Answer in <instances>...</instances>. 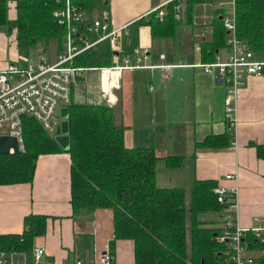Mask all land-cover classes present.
Returning <instances> with one entry per match:
<instances>
[{"label":"crops","instance_id":"obj_1","mask_svg":"<svg viewBox=\"0 0 264 264\" xmlns=\"http://www.w3.org/2000/svg\"><path fill=\"white\" fill-rule=\"evenodd\" d=\"M214 1L195 5L191 19L183 2L169 36L160 31L153 34L151 28L156 22L151 14L163 0H92V11L86 13L89 20L99 14L110 18L115 27L129 23L123 52L134 64L140 55L141 67L111 72L108 87L109 74L103 80L98 68L89 67L74 77L71 103L112 106L115 121L124 125L125 143L155 149L157 186L189 190L195 180L214 179L217 186L237 187L236 219L249 226L254 217L264 218V160L255 148L264 144V73L249 76L241 87L233 147L225 120L226 86L216 74L197 66L211 61L203 58L202 47L212 38ZM169 5L173 13L168 4L164 16ZM227 37L228 32L226 45L215 54L225 56ZM257 57L264 58V53ZM5 58L0 54V69L17 59ZM208 136L221 139L222 145L201 147L199 143ZM167 156L181 157L182 164L168 167ZM70 163L64 151L44 154L36 162L32 182L0 185V234L22 233L27 215L47 217L46 231L32 242L33 247L45 249L39 264H65L76 257L95 261L113 236L110 209L83 214L82 220L80 214H73ZM227 173L236 179H227ZM113 257L117 264H134L132 241L117 239ZM27 259V255L17 256L12 263L28 264Z\"/></svg>","mask_w":264,"mask_h":264},{"label":"trees","instance_id":"obj_2","mask_svg":"<svg viewBox=\"0 0 264 264\" xmlns=\"http://www.w3.org/2000/svg\"><path fill=\"white\" fill-rule=\"evenodd\" d=\"M64 1L0 0V30L14 28L15 46L22 54L34 50L47 56L52 49L56 54L65 34L56 10ZM71 1L84 7L86 13L92 11V0ZM206 1L186 0L188 18H192L196 3ZM227 9L216 6L212 11V38L202 47L206 61L226 45L227 30L219 16ZM151 15L156 19L151 23L153 34H173L176 20L170 5L162 19L156 13ZM235 19L237 37L255 55L264 53V0H235ZM92 35L88 40L96 39ZM113 53L109 41L103 40L76 56L74 65L110 66ZM114 115V108L108 104L70 103L67 151L35 119L23 117L24 149L0 155V185L32 182L41 155L64 151L71 161L73 214H88L100 208L112 212L113 236L108 245L112 256L115 241L128 239L133 243L134 264H225L224 245L216 238L218 228L200 218L203 213L221 212L225 207L217 201L216 180H195L189 190L157 186L155 149L128 146L124 125L117 123ZM199 145H222V140L208 136ZM255 148L264 160V144H256ZM164 160L168 167L182 164L179 156ZM46 219L44 215H27L22 233L0 234V251L27 255L28 264H32L33 238L46 231ZM247 239L249 249L264 252V244L251 235ZM257 262L264 264V253Z\"/></svg>","mask_w":264,"mask_h":264},{"label":"built area","instance_id":"obj_3","mask_svg":"<svg viewBox=\"0 0 264 264\" xmlns=\"http://www.w3.org/2000/svg\"><path fill=\"white\" fill-rule=\"evenodd\" d=\"M184 0H163L160 8L154 10L162 19L163 7L172 4L174 18L179 19ZM227 10L220 15L222 24L228 32L225 56L216 54L209 62L198 63L205 73H214L226 86L224 98L225 120L228 125L231 144L236 147L235 133L237 127L236 102L244 81L249 76H261L264 73V60L257 59L254 52L236 35L235 1L229 0L216 4ZM56 18L65 28L62 46L54 59L38 55L36 60L17 58L0 69V135H9L17 139L20 150L24 149L23 117L35 119L49 133H59V107L71 103V90L74 77L81 75L87 67L75 66L76 56L87 51L97 43L108 40L113 50L112 64L98 68L102 79L105 73L107 87L111 85V72L141 67V56L137 63H130L124 54L123 42L129 34V23L115 27L106 15L88 19L85 10L71 0H65L56 10ZM86 29L87 31H85ZM87 32L96 35L95 40H88ZM139 54V50L135 49ZM116 53V54H115ZM107 102H110L107 98ZM227 179L234 175L227 174ZM237 187H215L217 201L225 203L218 212L220 221L216 238L224 245L225 264H258L257 259L264 252L248 248V235L264 244V218L254 217L252 224L243 227L236 219ZM45 249L40 246L32 248V259L39 264ZM17 253L0 252V264H13ZM65 264H117L106 248L97 260L88 262L80 257L66 261Z\"/></svg>","mask_w":264,"mask_h":264},{"label":"rangeland","instance_id":"obj_4","mask_svg":"<svg viewBox=\"0 0 264 264\" xmlns=\"http://www.w3.org/2000/svg\"><path fill=\"white\" fill-rule=\"evenodd\" d=\"M104 1V0H103ZM106 1V0H105ZM108 1V0H107ZM186 0H184V2H185ZM221 1H223L224 2V4H227L228 3V1L229 0H215L214 2H213V5L216 7L217 5V3H219V2H221ZM235 1V0H234ZM206 2H208V1H206ZM209 2H210V4H212V2H211V0H209ZM202 3H205V2H198V3H196V5L197 4H202ZM208 4V3H207ZM206 6H208V5H206ZM229 6H227V8H228ZM83 10H86V9H84V7L82 8ZM13 12V11H12ZM222 14V13H221ZM220 14V15H221ZM101 16H104V15H99V14H95L94 16H90L91 17V19H94V17H101ZM13 30H14V28H12L11 27V29H6V27H4V28H2L1 30H0V38L1 37H3V40H2V42L0 43V44H2V45H0V54H2V55H5V60L7 61H10L11 59V57H15V58H19L20 57V59H29V60H36L37 59V57H38V53L36 52V54H35V51L34 50H31L30 51V53L27 55V54H22V53H20L19 51H18V49H17V47L15 46V42H14V33H13ZM93 33L92 32H89L88 33V36H89V38H92V35ZM52 52L49 54L50 56H51V58L52 57H54L55 56V51L52 49L51 50ZM254 55H255V53H254ZM256 57H257V55H255ZM14 58V59H15ZM54 59V58H53ZM257 59H258V57H257ZM261 59H264V58H261ZM16 60V59H15ZM105 67H109V66H105ZM87 68H89V67H87ZM95 68H100V67H95ZM63 108H68V106H61V107H59V109H58V111H59V117H60V111H61V109H63ZM60 121H61V117H60V119H59V125H60ZM54 135H58V133H54ZM231 141H232V139L230 138V145L231 146H233L232 144H231ZM259 158V157H258ZM261 159V158H260ZM227 174H229L230 175V173H227ZM226 174V175H227ZM235 179H236V177H235ZM237 206H238V201H237ZM80 214V220H82V218L84 217V216H82L83 214H82V212L81 213H79ZM79 214H77V215H79ZM89 214V213H88ZM86 215H87V213H86ZM85 215V216H86ZM219 213L218 212H207V213H203V214H201V216H200V218L202 219V220H207L208 222H207V225L209 224L210 226L211 225H213V224H216L217 226H218V224H219V221H220V218H219ZM85 218V217H84ZM83 218V219H84ZM81 223V225H85L86 223V221H80ZM83 223H85V224H83ZM242 226V225H241ZM243 227H246V226H243ZM82 228H83V226H82ZM88 240H90V238L88 239ZM0 252H4V251H0ZM13 253H15V252H13ZM18 255H19V253H17ZM99 256V255H98ZM98 256H97V258H98Z\"/></svg>","mask_w":264,"mask_h":264},{"label":"water","instance_id":"obj_5","mask_svg":"<svg viewBox=\"0 0 264 264\" xmlns=\"http://www.w3.org/2000/svg\"><path fill=\"white\" fill-rule=\"evenodd\" d=\"M60 117L61 121L59 126V133L58 135L54 136V139L64 151H67L69 148L68 108L61 109ZM19 151V144L15 137L9 135H0V155L17 153Z\"/></svg>","mask_w":264,"mask_h":264}]
</instances>
